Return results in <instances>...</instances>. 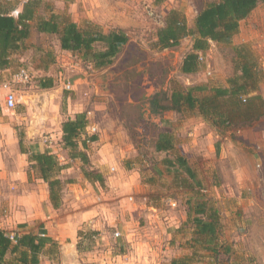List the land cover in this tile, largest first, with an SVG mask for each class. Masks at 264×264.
Returning a JSON list of instances; mask_svg holds the SVG:
<instances>
[{
	"label": "rangeland",
	"instance_id": "rangeland-1",
	"mask_svg": "<svg viewBox=\"0 0 264 264\" xmlns=\"http://www.w3.org/2000/svg\"><path fill=\"white\" fill-rule=\"evenodd\" d=\"M215 1L53 0L55 12L66 14L79 25L88 19L82 14L89 13L92 18L88 21L96 25L102 22L98 26L104 32L116 26L128 35L130 44L113 66L96 69L61 51L55 36L32 30L25 49L12 57V67L0 71V85L9 83L17 97L15 108L6 109L0 88V126L13 129L18 140L23 136L26 150L38 151L42 146L67 159L69 151L61 143L62 123L84 112L87 127L95 128L94 133L88 130L98 141L89 144L91 161L86 169L101 171L104 183H85L79 165L62 176L75 184L66 185L63 191L66 204L59 210L61 225L65 219L72 217L70 220L78 222L86 215L87 221L100 222L105 230L124 215H132L137 222L143 220L150 214L146 211L149 205L155 206L160 216L171 215L175 220L186 217L184 192L173 188L160 162L164 155L154 149L156 134L167 132L215 201L228 244L253 264H264V171H256V123L224 132L213 125V119L205 120L198 112H167L161 118L150 112L149 99L155 93L169 96L197 86H226L233 74L235 45H246L264 67V6L240 23L230 45L210 43L193 75L180 71L182 59L191 49L189 38L172 50L153 49L156 31L164 27L170 11L184 16L192 27L198 11ZM19 69L28 73L26 83L13 82ZM45 79H52L51 89H40L39 83ZM195 95L203 98L206 93ZM9 148L7 144L0 146L6 163L13 162ZM98 197L102 201L96 204Z\"/></svg>",
	"mask_w": 264,
	"mask_h": 264
},
{
	"label": "trees",
	"instance_id": "trees-1",
	"mask_svg": "<svg viewBox=\"0 0 264 264\" xmlns=\"http://www.w3.org/2000/svg\"><path fill=\"white\" fill-rule=\"evenodd\" d=\"M53 0H0V71L12 67V57L26 47L32 30L38 34L55 36L59 49L72 55L93 68L104 69L113 66L130 44L128 35L119 28L104 32L100 26L84 21L79 25L66 14L53 9ZM264 6V0H218L208 3L198 11L192 27L184 16L172 10L165 25L156 31L155 50H172L182 40L192 41L190 51L183 57L180 71L185 75L198 72L199 57L210 43L230 45L238 34L240 23L256 8ZM235 55L233 74L224 87L207 88L197 86L183 92L155 93L149 99L150 112L160 118L167 112H198L205 119H213V125L224 132L251 126L260 114L258 106L264 108V68L258 58L246 45L232 47ZM39 87L48 90L53 87L52 79L41 80ZM196 93H206L198 98ZM164 102V103H163ZM248 118V119H247ZM245 119V120H244ZM242 120V121H238ZM88 119L84 112L76 113L61 125V143L67 149L68 157L89 165L86 154L88 143L97 142L95 135H87ZM20 152L27 156L28 176L31 174L47 185L48 198L56 210L62 205V193L69 181H63L60 173L66 166L59 164L51 152L28 151L24 148L23 136L19 137ZM80 145V147H79ZM154 149L163 154L161 165L170 176L173 188L183 191L186 198V225L191 228V239L187 241L192 258L203 262L205 252L212 264H253V260L234 252L224 237V225L213 198L206 193L202 179L181 150L175 147L173 136L167 132L156 134ZM83 175L88 181L104 183L100 173L86 170ZM94 232H79V252L89 251ZM57 245L41 228L37 233L15 234L11 242L0 230V264H41V257L48 251L56 252ZM249 257V256H248ZM175 263V261L173 262Z\"/></svg>",
	"mask_w": 264,
	"mask_h": 264
},
{
	"label": "crops",
	"instance_id": "crops-1",
	"mask_svg": "<svg viewBox=\"0 0 264 264\" xmlns=\"http://www.w3.org/2000/svg\"><path fill=\"white\" fill-rule=\"evenodd\" d=\"M82 15L85 19L86 17L92 18L89 13ZM258 108L257 113L260 116L254 122L256 123V171L261 172V168L264 171V126L261 127L264 124V108L263 106H258ZM244 128L246 127L231 130L239 131ZM89 129L91 128H86L87 135H89ZM6 144L10 145L13 162H4L6 155L0 152V230L6 234L21 235L35 234L43 228L46 236L56 243L57 248L52 255L47 251L41 257V264H212L210 255L206 252L203 262L192 258V250L187 244L192 233L191 228L186 225V217L182 216L175 220L170 218L171 215L169 217L160 216L155 206L152 205L146 208L150 214H145L143 220L139 218L137 222L132 215H130L131 218L124 215L125 218L122 217L112 222L105 230L100 228V222L87 221L86 215L80 216L78 222L70 220L72 219L70 217V219H65V223L61 225L58 215L59 210L66 204L65 195L62 193V205L55 210L48 198L47 185L36 176L31 178L28 176L27 156L20 152L18 139L14 137V130L0 126V146ZM89 144L93 143H88V148ZM41 147L33 152H44L45 150ZM87 150L88 160L91 161ZM52 154L56 155V153ZM56 158L59 164L66 166L61 171L60 178L63 181H69L67 185L75 183L69 178L62 179V176L69 175L75 168L74 166L78 165V170L81 171L80 176L84 178V181L86 180L85 183L93 182L85 179L82 172L84 166L79 160L64 159L60 156ZM110 171L114 172L115 169L110 168ZM128 200L133 202V197H129ZM101 201L99 197L95 199L96 204ZM37 220L39 221L38 226L34 225ZM223 225L225 229L224 222ZM68 226H72V229L66 232L65 229ZM79 232L96 233L89 251L79 252L77 250V244L82 242V239L78 237ZM82 243L85 244L84 241ZM96 245L101 248H96ZM235 253L237 256L242 255Z\"/></svg>",
	"mask_w": 264,
	"mask_h": 264
},
{
	"label": "built area",
	"instance_id": "built-area-1",
	"mask_svg": "<svg viewBox=\"0 0 264 264\" xmlns=\"http://www.w3.org/2000/svg\"><path fill=\"white\" fill-rule=\"evenodd\" d=\"M27 0H23L25 2ZM200 62L202 61V56L199 57ZM29 80V75L25 69H19L13 76L14 83H26ZM0 88L4 91V106L8 110L15 108L17 103L16 92L11 88L9 83H3L0 85ZM67 89H70V86H66ZM92 133L95 132V128L91 129ZM11 242H14L15 235L6 234ZM118 236V234H117Z\"/></svg>",
	"mask_w": 264,
	"mask_h": 264
}]
</instances>
